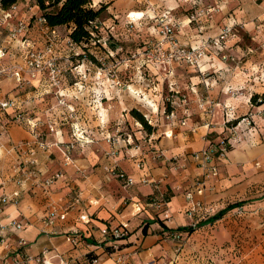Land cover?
I'll return each mask as SVG.
<instances>
[{
	"label": "crops",
	"instance_id": "0c3cea01",
	"mask_svg": "<svg viewBox=\"0 0 264 264\" xmlns=\"http://www.w3.org/2000/svg\"><path fill=\"white\" fill-rule=\"evenodd\" d=\"M24 1L17 3L18 10ZM31 2L28 9L37 16L38 10ZM170 3L175 7L160 0H100L99 4L91 0L94 8L105 4L106 22L108 26L114 25L116 31L127 27L125 13L151 12L153 16V13L168 12L177 41L192 47L217 36L226 25L233 26L235 33L223 49L209 48L198 67H190L184 61H173L165 70L146 65L149 70H155L157 87L162 90L167 87L172 92L174 111L165 115L173 119L171 124L152 133L141 144L134 143L133 147L122 142L113 158L106 153L113 146H108L65 166L55 148L46 152L35 149L37 162L30 167L34 174L26 178L23 171L16 174L12 169L17 159L24 160L19 155L28 148L15 150V146L29 145L34 137L22 123L4 127L5 121H0V196L15 190L20 192L16 205L4 207L1 221L5 224L22 220L27 224L23 230L8 236V242L14 247L19 238L27 242L22 253L37 256L49 250L51 256L56 255L51 264L69 259L87 264L93 255L98 257L99 264H205L209 261L211 264H264V32L257 31L264 21V2L221 0L220 6L225 7H220L218 15H208L199 27L189 19L193 9L204 5L192 6L183 0H170ZM27 14L16 17L15 13L16 23ZM148 20L151 21L150 17ZM12 25L14 20L8 26ZM6 26L0 24V42L6 37L4 33L9 28ZM159 39L158 33L155 41ZM2 43L1 48L8 47ZM12 44L11 48L19 47L17 41ZM223 54L234 56L237 63L221 60ZM18 58L20 61L21 57ZM137 61L145 65L142 60ZM11 81V78H0L1 96L6 97L5 90ZM103 83L94 87L95 92H102L101 106L116 100L113 93L119 92L110 86L112 96L106 97ZM229 88L241 91V95H229L225 91ZM150 92L144 94L151 102L143 106L144 112L149 117L162 119L161 98ZM252 96H255L253 101ZM125 100L127 106L134 103L128 97ZM202 101L214 105L212 116L205 113L209 105L199 107ZM120 102L124 106L123 100ZM224 107L231 108L235 118L248 117L252 126L249 129L240 125L237 137L229 140L230 149L225 158L214 161L215 171L199 194L202 170L192 155L207 148L210 140L229 138L230 124H225ZM206 121L209 125H205ZM55 139L60 143L63 137L56 133ZM81 149L92 151L90 146ZM113 161L116 167L111 168ZM58 171L65 174L64 178L56 179L45 188L44 182ZM78 171H84V175H78ZM118 173L131 177L134 184L125 186ZM141 179L154 181L155 185H143ZM77 192H81V197L75 204L73 196ZM189 193L191 200L186 199ZM152 199L164 202L165 214L150 205ZM196 203L201 207H196L189 219L185 213ZM51 205L59 212L67 210L66 219L58 221L53 228L54 234L43 229L41 223ZM230 205L234 206L228 209ZM223 210L219 218H214ZM81 216L86 220L81 221ZM156 219L162 221L164 228ZM121 225L127 227L128 236L117 241V251L108 254L104 249L108 247V231ZM74 231L85 241L72 247L66 239ZM0 253H5L1 247Z\"/></svg>",
	"mask_w": 264,
	"mask_h": 264
},
{
	"label": "rangeland",
	"instance_id": "374dc122",
	"mask_svg": "<svg viewBox=\"0 0 264 264\" xmlns=\"http://www.w3.org/2000/svg\"><path fill=\"white\" fill-rule=\"evenodd\" d=\"M247 1L249 2V0ZM252 1L257 4L264 2V0ZM204 2H208V6L216 7V12L209 15L220 13L219 1L217 3L215 0H195V2L189 0L184 4L193 5L197 3V6L200 4L204 5L201 8H205L207 5ZM31 5V0H25L24 6L18 10V5L15 13L16 17L24 12L29 13L27 17H22L20 20L27 27L24 38L29 40L36 51L44 55L45 62H48L45 70L34 78H31L26 71L23 74L22 82L17 83L11 76L12 71L10 69L11 65L15 66V64L22 63L21 59L18 61V57L22 58L23 52L19 47L11 48L13 41L1 40L2 45L8 47L4 48L6 56L0 61V68L5 69L6 73L0 78L7 77L13 81L5 90L8 91L6 97L1 96V98L15 100L18 103V108L0 111V121H5L2 124L4 127L12 123H22L34 137L29 145L18 143L15 146V150H23L25 147L28 150L26 153L23 152V155H19V157L24 156V160L17 159L16 163H13L15 167L12 169V173L19 174L23 171L26 178L34 174V170L30 167L36 165L37 162L33 153L35 149L46 152L51 148H55L61 157L60 162L65 165L64 160L68 157V163L71 165L74 160L86 158L85 156L90 157L94 151L99 152L100 148L108 149V146L112 145L107 142V139L113 138L116 144L106 152L108 157L113 158L117 155L119 145L122 142L126 143L129 137L131 138L130 145L133 147L135 146L134 143L141 144L144 139L152 136V133H156L160 128L171 124L173 119L165 118V115L168 114L166 108L174 111L175 106L171 102L173 99L172 92L167 87L163 90L158 88L159 82L156 80L155 70H149L146 65L142 66L137 61V59L142 60L137 54L142 53L147 46L155 42L158 26L154 20H147L148 23L142 24L141 29H136L133 24L132 27H120L117 31L114 27L112 36L107 35L108 31L104 29L94 34L95 37H99V40L94 39L89 43L76 44L69 38L72 30L71 25L55 28V35L52 36L46 29V25L38 21L40 12L37 16L31 14L28 9ZM196 10H198V7H196ZM133 13L140 12L125 13L123 15L124 21L127 20L126 16L128 14L130 17ZM194 13L193 9L192 14ZM107 17L106 10L99 17L106 28L109 25L106 22ZM206 17L202 18L200 24L203 23ZM16 19L13 18L15 24H17ZM193 24L195 23L193 22ZM6 27L10 28L11 26L7 25ZM234 33L233 28L231 36ZM4 34L7 36L8 31ZM133 54L136 55L135 58H132L131 55ZM9 57L11 58L9 59ZM99 72L106 74L103 83L106 90L103 95H106V97L112 96L110 86L115 87L119 92L126 86H134L135 75L139 72L147 85L139 91H142L143 94L151 91L152 96L161 98L162 119L149 117L144 112L146 111V108L143 107L144 104L139 100H134L130 91L127 97L130 102H134L131 106H127L126 100L116 95V100L113 99V101H109L103 106L101 104L97 106L95 102L97 92H95L94 87L100 85V83H96L90 77L98 75ZM0 95H2V92ZM146 97L148 98L144 95V99L148 100ZM151 98L153 99V97H149L150 100ZM121 100H123L124 106H122ZM149 103L151 105L150 101ZM166 105L168 106L166 107ZM131 110L142 115L146 125L151 127V133L145 131L138 120L130 114ZM151 110L152 108H150ZM154 110L156 113V108ZM19 115L23 117V120H20ZM125 117L126 119H124ZM27 120L33 121L35 126L28 125ZM56 133L61 134L63 137L60 143L55 139ZM86 146H90L92 151L82 152L81 147ZM67 147L69 149L66 151ZM94 147H97V150ZM113 149H116V153L112 156ZM30 154H33V156H30ZM30 159H35V163L29 164ZM22 160L23 162H21ZM109 166L114 168L116 163L113 161ZM58 173H62L64 178L65 174L63 172L58 171ZM80 173L84 175V171L77 172L78 175ZM78 194L79 192L73 196V199Z\"/></svg>",
	"mask_w": 264,
	"mask_h": 264
},
{
	"label": "built area",
	"instance_id": "2783aa9c",
	"mask_svg": "<svg viewBox=\"0 0 264 264\" xmlns=\"http://www.w3.org/2000/svg\"><path fill=\"white\" fill-rule=\"evenodd\" d=\"M184 2H188L189 0H183ZM221 2V0H215ZM194 6L196 3L193 4ZM192 5V6H193ZM218 9V8H217ZM17 10V3H14L10 5L7 8H3L1 6V0H0V24H7L13 20L15 12ZM220 10V7H219ZM194 14L191 15L189 21L190 23H195L197 26L201 25L200 22L202 18L205 16H208L209 14H212L216 12V7L207 6L205 8H200L198 10H194ZM164 13H167V16H164ZM156 13H153V16L150 17L151 20H154L155 23L158 26V33L160 36V39L158 41H155L151 43L147 48L142 52L138 53L139 57L142 59L145 65H154L159 66L162 69H166L168 65H170L173 61H184L187 65L190 67H198V64L202 58L206 56V51L209 48H212L217 51H221L224 47L225 42L229 39V37L232 35L233 32V26L226 25L220 33L206 41H202L196 46H187L180 44L174 34L173 27L171 23H165L167 19H170V15L168 12H163L159 15H155ZM126 26L132 27L131 21L132 18L129 17V14L126 16ZM38 21L42 24H46L45 20L43 18H38ZM172 21V20H171ZM91 24V31L92 35L95 33L102 31L106 29L108 31L107 35L112 36V32L114 31V25H110L106 28V26L100 22L95 21ZM261 25L258 26L257 31L262 33L264 32V21L260 23ZM199 27V26H198ZM48 32L53 36L55 35L54 29H49L46 27ZM27 30L26 25L22 21H19L14 26H11L8 29V35L5 39H8V41H17L19 44L20 50L23 52V57L21 58V64H15L11 65V76L13 79L20 83L23 80V74L29 73L31 78L36 77V75L41 74L43 72L48 64V62H45L44 55H41L38 51H36L33 46L30 44L29 40L24 38L25 32ZM8 44V43H7ZM6 56V50L4 48L0 47V61H2ZM11 56H13L11 54ZM132 58H135L136 55H131ZM11 57H9L10 59ZM221 60L226 61L230 60L231 62H236L237 60L232 55H221ZM1 67V66H0ZM6 73L5 69L0 68V77L4 76ZM241 91H237L234 89L229 88L227 90V93L231 96H239L241 95ZM0 93H1V86H0ZM261 101L260 99L258 100ZM204 105H209L210 107L206 109L205 113L208 116H212L214 105L211 103H204L203 101L200 104V108ZM18 108V103L13 99H2L0 95V111H6L8 109H14ZM15 110V109H14ZM224 121L225 124L229 125L227 130L229 133V138H227L226 141L220 140L218 142V145L214 144H208L207 148L204 150L195 153L192 155L193 160L197 162L199 168L202 170L201 180L198 182V186L200 189L197 191V193H201L202 188L204 187V182L209 179L210 174L215 171V164L214 161L222 160L225 158L226 152L228 151V147L230 146L229 140H234L237 137L238 134V128L240 125H244L246 128H251L252 123L248 117H241V118H235L234 113L231 108L224 107ZM20 120H23V117L19 115ZM167 118H170V115L167 116ZM27 124L31 127L35 126L33 124V121L27 120ZM232 124V125H231ZM205 125H209L208 121L205 122ZM108 143H111V145L114 147L116 142L113 138L107 139ZM127 144H131V138L127 140ZM69 148H66V151ZM114 150V149H113ZM116 149L112 151L111 155H115ZM65 155V153H64ZM30 156H33V154H30ZM68 157L65 158L64 163L65 165H68ZM35 159H30L29 164H34ZM138 167H142V163L140 162L138 164ZM62 173H55L50 178H48L44 182V187H48L55 181L56 179L62 178ZM117 177L123 181L125 186H131L134 184V181L131 177L125 175L124 173H118ZM17 183H20L17 181ZM140 183L143 185H155L154 181L147 180V179H141ZM20 197L19 190L13 191L10 195H2L0 196V247L5 251L4 255L0 253V264H51V259L53 257H56V255L51 256L49 250H43L40 252L37 256H30L28 254L22 253V249L27 246V242L23 238H19L16 242V246L10 245L8 242V236L12 233L18 232L23 230L26 227V223L22 220H11L7 223L3 224L1 221V218L3 216L4 207L7 205H16ZM81 194L79 193L78 196L74 199V203L78 204L80 202ZM191 194L186 195L187 200H191ZM150 205L155 208L156 210H162V206H164L163 201H158L157 199H152L150 201ZM196 207H201L196 203L193 205L186 213L185 215L190 219L192 218L193 214L196 211ZM165 214V211H161ZM206 213L208 211H205ZM67 216V210L58 211V208L55 205H51L45 215L42 218V226L43 229H49V233L54 234L53 228L55 227L56 223L58 221H64ZM164 218H167V215H164ZM81 221L86 220L85 216L80 217ZM87 222V221H86ZM126 230L127 227L125 225H121L119 227H116L114 229H111L109 234L105 232V234L108 236V239L106 243H108V247L112 249V251L118 250L117 241L123 240L126 236ZM82 236L78 231L72 232L69 236H67L66 241L72 246L75 247L81 242ZM108 253V252H106ZM109 254V253H108ZM59 264H78L75 260L69 259V260H62L59 262ZM87 264H99L98 257L96 255H93L87 262ZM205 264H211V262H206Z\"/></svg>",
	"mask_w": 264,
	"mask_h": 264
},
{
	"label": "trees",
	"instance_id": "16d2710c",
	"mask_svg": "<svg viewBox=\"0 0 264 264\" xmlns=\"http://www.w3.org/2000/svg\"><path fill=\"white\" fill-rule=\"evenodd\" d=\"M20 0H1V6L7 8L10 5L17 3ZM38 12H40V17L43 18L46 22V27L49 29H55L62 26H72V30L69 34V38L76 44L89 43L92 40H99V37L92 35L91 24L95 21H100L99 17L103 11H105V4H100L99 7H92L91 0H33ZM101 22V21H100ZM255 96L251 97L253 101ZM168 105H166L167 107ZM165 107V108H166ZM170 109L166 108V113H169ZM130 114L138 120L142 127L148 133H151V127L146 125L142 115L137 113L134 110L130 111ZM226 141L227 138L222 136L217 141L210 140V144L218 145V142ZM230 149V146L228 147ZM234 205H230L227 208L231 209ZM226 208V209H227ZM224 212L221 211L214 218H219L220 215ZM161 228H164L162 221L159 219L155 220ZM145 226L142 229V232L145 233ZM191 230L189 229L188 232ZM128 232L126 230V236ZM85 239L82 237L81 242L83 243ZM102 245L105 242L101 243ZM105 251L109 254H112L113 251L110 247H104Z\"/></svg>",
	"mask_w": 264,
	"mask_h": 264
},
{
	"label": "clouds",
	"instance_id": "9594fccd",
	"mask_svg": "<svg viewBox=\"0 0 264 264\" xmlns=\"http://www.w3.org/2000/svg\"><path fill=\"white\" fill-rule=\"evenodd\" d=\"M161 3H167L169 5V7H175V5L170 3V0H160ZM193 2H195V0H193ZM96 3L99 4L100 0H96ZM221 8H224L225 5H221ZM151 16V12H143V13H133L132 14V19L131 21H129L130 23H132L136 29H141L142 28V24H146L148 18ZM164 16H167V13H164ZM165 23H172V21L170 19H167L165 21ZM201 62L203 63V59L201 60ZM218 67H223V65H219ZM228 70L225 69V72H227ZM90 79H92L93 81H95L96 83H103L104 80L106 79V74L104 72H99L98 75L95 76H91ZM206 83H210L207 82ZM147 87V85L145 84L143 78L141 77V75L139 74V72H137V74L135 75V82H134V86H126L125 88H122L120 92H116L114 93V95L120 97L121 99H126L127 95L129 93V91L131 92L132 98L134 100H139L141 103H143L145 105V107L148 106L149 100L144 99V94L142 91H139V89L145 88ZM238 87V86H236ZM225 91H227V89H225ZM83 94V93H82ZM102 95V92H97L96 93V104L97 106H99V99L100 96ZM111 98V97H110ZM240 99H244L243 97H241ZM126 119V117L124 118ZM123 121L121 120V123Z\"/></svg>",
	"mask_w": 264,
	"mask_h": 264
}]
</instances>
